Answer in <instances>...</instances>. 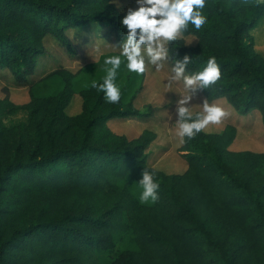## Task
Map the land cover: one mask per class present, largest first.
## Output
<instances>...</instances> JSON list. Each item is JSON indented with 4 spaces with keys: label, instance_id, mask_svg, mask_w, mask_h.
Instances as JSON below:
<instances>
[{
    "label": "trees",
    "instance_id": "16d2710c",
    "mask_svg": "<svg viewBox=\"0 0 264 264\" xmlns=\"http://www.w3.org/2000/svg\"><path fill=\"white\" fill-rule=\"evenodd\" d=\"M126 11L114 0H0V68L28 82L48 34L74 53L67 30L95 22L123 41ZM203 11L206 25L189 24L170 48L191 54L192 70L216 56L222 76L202 90L206 98L258 109L264 123V56L250 42L264 0H206ZM79 73L59 66L41 81L62 86L38 94L32 84L25 104L0 98V264H264V152L230 149L237 128L229 124L184 143L187 169L167 174L147 161L154 131L130 139L107 125L153 115L151 105H134L141 87L129 100L122 87L109 104L92 83L76 88ZM76 93L81 111L70 115ZM18 112L25 118L6 121ZM144 168L160 182L152 203L138 199Z\"/></svg>",
    "mask_w": 264,
    "mask_h": 264
},
{
    "label": "rangeland",
    "instance_id": "374dc122",
    "mask_svg": "<svg viewBox=\"0 0 264 264\" xmlns=\"http://www.w3.org/2000/svg\"><path fill=\"white\" fill-rule=\"evenodd\" d=\"M121 10L135 7V0H114ZM76 52L71 53L66 45L55 36L48 34L45 37L46 53L39 56L37 68L28 82L20 83L8 69L0 68V98L9 95L16 104H25L30 101V87L35 84V92L44 94L54 92L62 86L57 77H51L44 81L47 75L59 66L66 67L74 72L80 70L75 80L77 89L88 86L92 81L103 78V60L108 55L119 54V44L115 33L107 23L95 22L86 26H79L67 30ZM183 36L180 35L178 37ZM250 42L254 49L264 56V18L250 31ZM188 45H195L197 37L190 34L185 37ZM122 42V41H120ZM170 74V66L155 72L149 68L145 74L137 75L128 73L124 65H121L117 83L125 87L124 97L129 100L139 87L141 90L134 97V105L145 111L148 105L155 110L152 116L118 117L107 122L108 127L117 134L126 135L133 139L139 136L145 129H150L157 134L155 140L148 146V164L167 174L182 173L188 167L187 160L180 150L182 145L176 136L175 104L174 101L184 94L182 83L166 87L164 81ZM207 99L202 90L190 102L193 111L201 110L203 100ZM208 100V99H207ZM173 101V103H172ZM209 103H216L224 107L229 115L220 124H210L205 131L220 133L229 124L237 128V135L231 144L232 150H253L264 152V123L262 114L258 109H250L246 113L236 109L226 98H219ZM82 98L75 94L71 104L67 108L70 115L81 111ZM25 112H18L6 117L8 123L25 118Z\"/></svg>",
    "mask_w": 264,
    "mask_h": 264
},
{
    "label": "clouds",
    "instance_id": "9594fccd",
    "mask_svg": "<svg viewBox=\"0 0 264 264\" xmlns=\"http://www.w3.org/2000/svg\"><path fill=\"white\" fill-rule=\"evenodd\" d=\"M120 18L126 38L116 45L119 54L108 55L103 60L105 75L101 83L92 81V87L103 93L106 103L117 104L121 100V87L117 77L123 64L128 73L145 74L149 68L161 71L170 66L166 87L182 83L184 94L174 101L176 136L181 144L197 137L210 124H220L229 115L219 104L204 99L201 110L193 111L190 102L198 90L208 89L221 79V65L214 55L208 57L202 70H192V55L182 58L178 49L170 48L171 42L182 35L191 24L197 31L206 25L204 13L206 0H135ZM173 103V101H172ZM142 191L141 203H152L159 199L160 182L155 169L144 168L138 180Z\"/></svg>",
    "mask_w": 264,
    "mask_h": 264
},
{
    "label": "crops",
    "instance_id": "0c3cea01",
    "mask_svg": "<svg viewBox=\"0 0 264 264\" xmlns=\"http://www.w3.org/2000/svg\"><path fill=\"white\" fill-rule=\"evenodd\" d=\"M71 104V103H70ZM81 107H82V104H81ZM113 119H115V118H113ZM111 120V119H110Z\"/></svg>",
    "mask_w": 264,
    "mask_h": 264
}]
</instances>
